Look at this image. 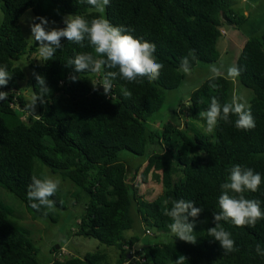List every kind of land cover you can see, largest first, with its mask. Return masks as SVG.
<instances>
[{"label":"trees","instance_id":"trees-1","mask_svg":"<svg viewBox=\"0 0 264 264\" xmlns=\"http://www.w3.org/2000/svg\"><path fill=\"white\" fill-rule=\"evenodd\" d=\"M0 10V65L12 75L0 88L8 93L0 101V187L21 200L38 222L56 223L57 211L67 209L68 199L83 201L77 233L118 251L114 259L102 252L68 257L55 245L52 252L57 255L43 262L30 230L15 225L11 210L0 202V264H173L179 255L188 257L185 264H264V256L255 252L257 244L264 249V220L254 228L221 221L235 241L230 253L207 233L215 226L212 213L219 211L220 185L229 167H251L264 177V31H256L246 42L236 63L239 77L219 78L214 81L216 88L210 87L207 77L174 110L176 121H159L163 123L159 128L156 118L167 94L187 80L181 58L192 54L190 72L218 63L222 31L245 24V17L227 0H110L103 13L80 0H0ZM29 10L61 27L63 16L77 14L89 21L103 16L114 26L134 29V37L155 43V55L164 65L159 78L140 83L117 77L106 96L102 85L94 90L92 84L103 73H76L66 66L78 53L95 55L86 42L80 47L62 41L53 60L41 65L38 43L29 44L20 24ZM22 59L29 65L22 66ZM33 73L46 78L51 92L45 104L37 101L31 110L32 95L39 92ZM74 75L79 77L75 81ZM236 83L253 92L248 108L255 128L236 129L232 116V123L220 121L212 133H206L199 112L207 109L212 97L221 104L233 95L240 97ZM122 88L131 92L130 98L123 96ZM189 102L192 106L186 108ZM123 152L141 159H125ZM43 167L74 185L50 197L55 202L52 211L33 209L26 195L32 176H46ZM150 178L162 187L154 200H148L141 189ZM245 196L261 200L264 210V182L257 192ZM169 198L193 200L204 209L194 222L195 245L176 239L167 228L171 220L163 213V202ZM136 221L142 222L146 235L152 233L147 226H154L159 240L136 247L139 237L126 239L125 232L134 229Z\"/></svg>","mask_w":264,"mask_h":264},{"label":"clouds","instance_id":"clouds-1","mask_svg":"<svg viewBox=\"0 0 264 264\" xmlns=\"http://www.w3.org/2000/svg\"><path fill=\"white\" fill-rule=\"evenodd\" d=\"M81 3H87L97 12L103 13L105 7L110 4V0H80ZM30 11V10H29ZM38 21V22H37ZM21 22H27L30 28V38L38 43V60L41 65L53 60L57 50L63 47L62 41L66 40L75 43L80 47L90 46L92 53H78L69 60L66 66L73 67L76 73H103L102 78L93 83L96 90L97 85L103 86V94L108 96L112 90V83L117 77L126 82H140L144 79L149 82L159 78L164 65L158 62L155 55L156 45L147 40L134 37L131 33L134 29L124 25L114 26L103 16H97L91 21L81 15H65L62 17L64 27H54L56 22L49 21L43 16H28L21 18ZM223 35L225 30L222 31ZM192 54L181 58V70L185 73L191 71L190 59ZM108 69V71H105ZM116 69L117 71H112ZM210 87L216 88L218 85L215 80L227 77L235 79L241 74L240 68L235 65H229L225 68L224 64L209 65ZM37 82L39 92H34L30 102L32 110L37 104H45L46 97L51 89L46 84V78L38 73H33ZM79 77L72 76L75 81ZM12 75L9 73L6 65H0V88L6 87ZM125 98L131 97V92L121 89ZM8 93L0 91V101L6 100ZM192 104H186L190 108ZM199 116L206 122V131L212 133L219 125L220 121L232 123L230 117L235 116L234 126L238 130H251L255 128V119L250 108L241 102L240 98L233 95L228 102H221L212 97L205 111H200ZM228 175L225 182L220 185L221 194L218 197L219 211H213L214 227L207 230L209 237L219 243L225 253L235 250V241L231 233L226 231L220 223L221 221H231L237 227H255L257 222L264 220V210L261 208V200L246 198V192H257L264 182V177L251 167H245L240 164H234L227 169ZM60 180L51 176L43 178L31 177V183L27 187V199L33 209L41 208L47 211L54 210L55 202L50 199L58 191ZM163 213L169 217L171 223L167 224L170 233L179 240L195 245L197 236L194 233L195 220L199 218L204 211L201 207H196L193 200L185 199H166L164 202ZM171 204L169 208L168 205ZM45 212V215L47 214ZM191 218V221L190 219ZM256 254L264 256V249L259 244L255 246ZM188 257L179 255L173 264H185Z\"/></svg>","mask_w":264,"mask_h":264},{"label":"rangeland","instance_id":"rangeland-1","mask_svg":"<svg viewBox=\"0 0 264 264\" xmlns=\"http://www.w3.org/2000/svg\"><path fill=\"white\" fill-rule=\"evenodd\" d=\"M233 10L239 11L242 14V11L245 7L244 0H227ZM257 1V14L254 15V21L259 22L264 17V0H252ZM28 16H36V14L30 10L27 11L22 17L25 19ZM3 21V12L0 10V25ZM49 21H51L49 19ZM38 22V21H37ZM24 36L30 45H35L37 42H33L30 38L31 32L27 22L22 23L20 21ZM54 27H61L60 23L56 22L55 25H50ZM221 41V40H220ZM222 44L219 45V50L222 51ZM235 50H231L229 55L225 57L229 59L230 64L232 65L233 60L237 58ZM224 58V57H223ZM221 62L216 63L217 65ZM223 64V63H222ZM22 66H28L29 61L27 59H22ZM202 71H194L187 73V80L184 85L176 91L169 92L167 94L166 101L157 114V126L160 128L163 123L159 121H176L174 115V110L180 106V104L187 101L191 92L195 90L207 77L210 76L209 64ZM227 66H225L226 68ZM30 73V71H28ZM98 80H94V83ZM235 91L240 95L241 102L245 103L246 107H250V101L253 98V92L250 89L243 87L242 85H235ZM28 94V93H27ZM26 94V95H27ZM156 116V115H155ZM202 128L206 131V122L203 121L201 124ZM150 127V126H149ZM153 129L152 125L150 127ZM210 134V133H208ZM122 157L126 159L130 158L132 160H140L141 157H137L130 152H123ZM45 170L46 176H51L53 178L60 180V186L57 191L67 192L74 188V185L69 182H63L58 174L50 173L49 169L43 167ZM72 184V185H71ZM142 193L146 195L148 200H154L162 194V187L160 184L155 182L152 178L147 185H144L142 188ZM0 202L3 203L6 207L11 210V220L20 227L30 230L33 240L36 242V246L39 249V258L43 262H47L57 255V253L52 252V247L59 245V251L63 256H85L87 253L102 252L108 254L111 258H116L118 251L116 247H109L101 244L97 239L86 237L84 235H79L77 232L80 227V219L84 213V203L79 201L77 203L69 201L66 202V210L57 211L58 221L53 223L51 221L41 220L39 222L36 219H33L29 214L25 204L19 200L15 195L9 191L0 187ZM151 229L152 233L150 235L144 234V225L142 222L136 221L134 229L125 232V238H130L131 236L139 237V241L136 243V247H142L145 245L153 244L159 240V232L154 226H147ZM73 251V252H70Z\"/></svg>","mask_w":264,"mask_h":264},{"label":"crops","instance_id":"crops-1","mask_svg":"<svg viewBox=\"0 0 264 264\" xmlns=\"http://www.w3.org/2000/svg\"><path fill=\"white\" fill-rule=\"evenodd\" d=\"M245 7L242 11V14L239 13L240 15L244 16L246 19L245 24L241 29H239L236 25H230L227 29H225V34L222 36V38L219 40L218 43V48L219 45L222 44L223 49L220 51V59L218 61L221 62L225 66H229L230 62L229 59L225 60V57L229 55V52L231 50H235L236 55L239 58L246 42L248 39L257 32L264 31V17L262 18L261 21L255 22L254 18L258 12L257 10V1H252V0H244ZM224 57V58H223ZM238 59H234L232 64L237 63Z\"/></svg>","mask_w":264,"mask_h":264},{"label":"water","instance_id":"water-1","mask_svg":"<svg viewBox=\"0 0 264 264\" xmlns=\"http://www.w3.org/2000/svg\"><path fill=\"white\" fill-rule=\"evenodd\" d=\"M56 249H59V245H56Z\"/></svg>","mask_w":264,"mask_h":264}]
</instances>
